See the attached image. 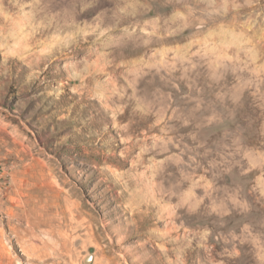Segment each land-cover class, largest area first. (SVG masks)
I'll return each instance as SVG.
<instances>
[{"label":"rangeland","instance_id":"obj_1","mask_svg":"<svg viewBox=\"0 0 264 264\" xmlns=\"http://www.w3.org/2000/svg\"><path fill=\"white\" fill-rule=\"evenodd\" d=\"M0 264H264V0H0Z\"/></svg>","mask_w":264,"mask_h":264},{"label":"bare ground","instance_id":"obj_2","mask_svg":"<svg viewBox=\"0 0 264 264\" xmlns=\"http://www.w3.org/2000/svg\"><path fill=\"white\" fill-rule=\"evenodd\" d=\"M26 49V48H25ZM57 237L58 238H63L64 237V233H63V231L60 229V228H58V226H57ZM46 244V243H45Z\"/></svg>","mask_w":264,"mask_h":264},{"label":"water","instance_id":"obj_3","mask_svg":"<svg viewBox=\"0 0 264 264\" xmlns=\"http://www.w3.org/2000/svg\"><path fill=\"white\" fill-rule=\"evenodd\" d=\"M91 258H92V256H91V255H90V256H88V257L86 258V262H90Z\"/></svg>","mask_w":264,"mask_h":264}]
</instances>
